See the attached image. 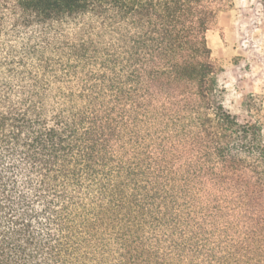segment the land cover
Returning a JSON list of instances; mask_svg holds the SVG:
<instances>
[{
  "label": "trees",
  "instance_id": "obj_1",
  "mask_svg": "<svg viewBox=\"0 0 264 264\" xmlns=\"http://www.w3.org/2000/svg\"><path fill=\"white\" fill-rule=\"evenodd\" d=\"M235 0H0V264H264V125L223 101Z\"/></svg>",
  "mask_w": 264,
  "mask_h": 264
},
{
  "label": "rangeland",
  "instance_id": "obj_2",
  "mask_svg": "<svg viewBox=\"0 0 264 264\" xmlns=\"http://www.w3.org/2000/svg\"><path fill=\"white\" fill-rule=\"evenodd\" d=\"M226 107L264 125V0H235L208 32Z\"/></svg>",
  "mask_w": 264,
  "mask_h": 264
}]
</instances>
